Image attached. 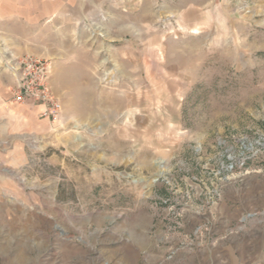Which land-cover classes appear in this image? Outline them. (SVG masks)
Wrapping results in <instances>:
<instances>
[{
  "label": "rangeland",
  "instance_id": "rangeland-1",
  "mask_svg": "<svg viewBox=\"0 0 264 264\" xmlns=\"http://www.w3.org/2000/svg\"><path fill=\"white\" fill-rule=\"evenodd\" d=\"M69 2L31 42L60 122L0 138V264H237L264 209V0Z\"/></svg>",
  "mask_w": 264,
  "mask_h": 264
},
{
  "label": "crops",
  "instance_id": "crops-1",
  "mask_svg": "<svg viewBox=\"0 0 264 264\" xmlns=\"http://www.w3.org/2000/svg\"><path fill=\"white\" fill-rule=\"evenodd\" d=\"M69 5V0H0V138L4 144L12 142L13 134L35 130L40 112L32 104H10L11 89L17 80L10 65L15 59L38 54L31 42L39 40V32L52 15L66 13L62 8L67 10ZM39 120L43 127L52 125L48 120ZM250 218L249 226L243 227L241 236L236 237V263L264 264V209L255 211ZM221 248L223 253L229 252L224 244Z\"/></svg>",
  "mask_w": 264,
  "mask_h": 264
},
{
  "label": "built area",
  "instance_id": "built-area-1",
  "mask_svg": "<svg viewBox=\"0 0 264 264\" xmlns=\"http://www.w3.org/2000/svg\"><path fill=\"white\" fill-rule=\"evenodd\" d=\"M10 71L17 77L15 86L11 89L10 104L24 106L32 104L39 107L38 118L56 125L60 122L62 105L51 90V64L46 59L35 56L22 57L15 60Z\"/></svg>",
  "mask_w": 264,
  "mask_h": 264
},
{
  "label": "bare ground",
  "instance_id": "bare-ground-1",
  "mask_svg": "<svg viewBox=\"0 0 264 264\" xmlns=\"http://www.w3.org/2000/svg\"><path fill=\"white\" fill-rule=\"evenodd\" d=\"M160 163L156 162V166L159 167ZM159 174H156L155 177L153 178V180L150 181V183H148V186H151L153 184V182L156 181L157 177Z\"/></svg>",
  "mask_w": 264,
  "mask_h": 264
}]
</instances>
